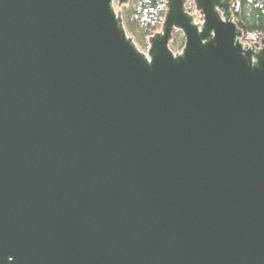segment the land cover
Masks as SVG:
<instances>
[{"label": "water", "instance_id": "water-1", "mask_svg": "<svg viewBox=\"0 0 264 264\" xmlns=\"http://www.w3.org/2000/svg\"><path fill=\"white\" fill-rule=\"evenodd\" d=\"M185 2L0 0V264H264V40Z\"/></svg>", "mask_w": 264, "mask_h": 264}, {"label": "trees", "instance_id": "trees-1", "mask_svg": "<svg viewBox=\"0 0 264 264\" xmlns=\"http://www.w3.org/2000/svg\"><path fill=\"white\" fill-rule=\"evenodd\" d=\"M192 0L185 9L191 10ZM121 17L126 34L140 50L147 48L148 38L160 29L165 7L164 0H128L121 5ZM231 12L246 43L264 40V0H231ZM183 36L178 47L181 48ZM175 45L171 38L169 47Z\"/></svg>", "mask_w": 264, "mask_h": 264}, {"label": "rangeland", "instance_id": "rangeland-1", "mask_svg": "<svg viewBox=\"0 0 264 264\" xmlns=\"http://www.w3.org/2000/svg\"><path fill=\"white\" fill-rule=\"evenodd\" d=\"M114 5L116 6V1L114 0ZM124 5V4H123ZM117 7V6H116ZM117 8H119V9H121V6L120 7H117ZM190 11H193L194 12V19L195 20H198L199 21V15H198V13L194 10V6H193V3H192V5H191V10ZM161 27V26H160ZM160 30V29H159ZM158 30V31H159ZM147 49V48H146Z\"/></svg>", "mask_w": 264, "mask_h": 264}]
</instances>
